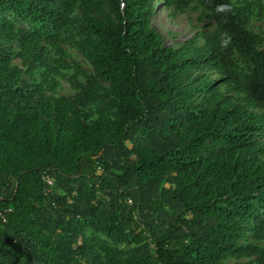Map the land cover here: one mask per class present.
Returning <instances> with one entry per match:
<instances>
[{"label":"trees","instance_id":"16d2710c","mask_svg":"<svg viewBox=\"0 0 264 264\" xmlns=\"http://www.w3.org/2000/svg\"><path fill=\"white\" fill-rule=\"evenodd\" d=\"M109 1L115 24L85 16L86 30L98 44L86 43L82 52L112 84L118 122L100 120L85 128L78 113L61 120L67 100L45 105L31 89L0 95L7 118V125H0V213L5 218H0V264H65L71 258L112 264L81 242L84 230L105 235L129 261L222 264L236 248L225 221L259 214L254 203L264 204V170L261 164L253 170L233 160L211 163L199 151L205 141L231 153L252 147L264 115L239 107L181 105L172 75L185 64L218 66L236 56L248 65L249 75L243 83L229 71L227 78L264 113V51L246 27L247 11L234 12L231 0H196L222 37L210 51L179 63L178 53L147 27L153 0ZM191 1L174 0L178 8ZM45 4L0 0V8L53 41L65 20ZM36 101L45 113L59 117L46 120L35 110ZM44 178L63 194L52 191ZM215 182L226 190L215 189ZM36 201L45 203L36 207ZM257 256L264 264V249Z\"/></svg>","mask_w":264,"mask_h":264},{"label":"rangeland","instance_id":"374dc122","mask_svg":"<svg viewBox=\"0 0 264 264\" xmlns=\"http://www.w3.org/2000/svg\"><path fill=\"white\" fill-rule=\"evenodd\" d=\"M234 12L245 9L246 27L257 36L256 46L264 51V0H231ZM151 17L147 27L158 34L161 42L178 53L179 63H186L210 51L213 43L221 40L211 15L196 1L178 8L174 0H153ZM45 6L62 13L65 28L58 38L49 40L44 32L35 34V26L21 21L14 14L0 8V95H10L16 89L37 90L39 100L45 105H55L67 100L61 120L72 118L75 113L85 128L100 120L118 122L119 99L112 84L102 78L83 55L86 43L98 44L95 36L86 30L85 16L105 25L115 24L112 2L109 0H46ZM37 28V27H36ZM39 29V28H37ZM231 72L243 83L249 75V67L236 56L220 65L202 62L193 66L178 67L172 75L178 87L181 105L199 109L234 107L263 116V111L239 88L238 83L227 77ZM36 101L35 110L46 120L57 117L56 112L45 113ZM0 125H7L4 111H0ZM261 131L253 138V146L231 153L220 143L205 141L199 156L209 162L233 160L255 170L262 165L264 170V121ZM46 178H44L45 180ZM225 184H213L215 189L226 190ZM58 195L63 192L52 187ZM98 194L93 195L91 206L95 208ZM44 201H36V207ZM259 214L235 217L225 221L235 237L236 248L222 258V264H259L257 252L264 249V204L254 203ZM96 210V209H95ZM40 237L35 230L30 231ZM81 242L103 261L112 264H156L152 259L129 261L122 257L121 248L115 246L105 235L84 230ZM44 258L49 253L41 251ZM65 264H88L79 258H71Z\"/></svg>","mask_w":264,"mask_h":264},{"label":"built area","instance_id":"2783aa9c","mask_svg":"<svg viewBox=\"0 0 264 264\" xmlns=\"http://www.w3.org/2000/svg\"><path fill=\"white\" fill-rule=\"evenodd\" d=\"M45 181H46V183L48 184V186H49L50 188L53 187V180H51V179H49V178H46ZM0 218L5 222L4 214H1V213H0Z\"/></svg>","mask_w":264,"mask_h":264}]
</instances>
